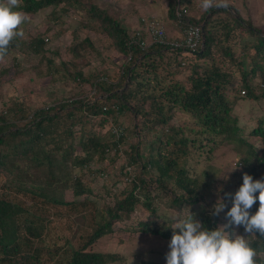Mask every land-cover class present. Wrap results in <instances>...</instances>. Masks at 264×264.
I'll use <instances>...</instances> for the list:
<instances>
[{"label":"trees","instance_id":"trees-1","mask_svg":"<svg viewBox=\"0 0 264 264\" xmlns=\"http://www.w3.org/2000/svg\"><path fill=\"white\" fill-rule=\"evenodd\" d=\"M199 3L167 1L176 25L180 11L184 22L202 26L201 44L192 50L154 41L140 18L134 28L140 35L131 37L95 0H22L19 10L26 13L56 7L47 15L59 25L55 37L66 31L64 15L80 17L63 48L49 45L52 27L28 33L27 40L16 37L8 47L7 54L23 49L37 61L33 75L0 104V264H126L130 232L165 246L188 210L215 228L220 214H212L217 199L211 193L218 180L208 170L224 143L232 144L241 164L229 194L244 173L264 179V110L248 125L233 111L235 100L264 98V26L243 18L230 2L208 11ZM91 33L106 36L107 50L122 56L114 75L91 67L92 57L101 55ZM166 38L174 40L167 31ZM13 61L0 68V82L14 78L7 76L12 66L22 68ZM42 78L84 90H50L49 99L32 108V86ZM93 163L102 166L94 169ZM222 200L226 230L247 236L226 217L231 198L224 194ZM258 206L257 200L250 214ZM138 208L145 216H136ZM62 210L72 215L77 239L57 238L54 215ZM123 232L130 235L123 238ZM247 238L264 264V236ZM150 251L136 250V264H166V257L156 259Z\"/></svg>","mask_w":264,"mask_h":264},{"label":"rangeland","instance_id":"rangeland-1","mask_svg":"<svg viewBox=\"0 0 264 264\" xmlns=\"http://www.w3.org/2000/svg\"><path fill=\"white\" fill-rule=\"evenodd\" d=\"M97 3H99L102 6L107 7L109 12L114 13V15L120 20V22L128 28V31L131 33V31L138 26L137 22L141 15H151L146 12L150 11L149 6L156 7L158 6V3L162 0H95ZM250 0H236L235 7L239 10L240 13H244L243 18L250 19L253 23L259 24L261 23L262 19H264V12H261L259 15L255 13L250 12L247 9V5ZM226 2H229V0H226ZM156 5L154 6L153 5ZM233 3V2H232ZM262 4L264 2L262 1ZM56 9L54 6H49L46 8L39 9L35 13H26L22 10L25 16L28 18L25 23L22 25V31L23 36H20L23 40L28 39V33H36L38 31H43L47 27H52V30L48 32V38H49V45L55 49L63 48L65 44H67L71 39L70 31L74 27V25L77 23L80 13L79 12H70L67 15H64L61 18L62 26L66 28V31L63 32L61 36L55 37L53 34L55 31L59 29V25L56 23V21L48 18V13L52 9ZM264 26V25H262ZM52 34V35H51ZM80 35H83L82 33H79ZM168 34V33H167ZM91 38L95 41L97 44V47L99 51L101 52V57H92V66L91 67H99L109 70V74L112 76L116 73L118 70L119 64L122 62V56L115 51L114 49L107 50V44L109 42V39H107L106 36L101 34H90ZM147 37L149 35L147 34ZM179 37V36H178ZM18 50H12L10 53H8L3 59H0V68H6L12 63L15 64L13 61V58L17 60L19 63V67L21 69L16 70L14 66H12L11 70L8 73V77L14 75V78L10 79L9 81L0 82V104L3 99V97H6V94H14L16 91L20 88V83L25 81L30 75H33L31 72L32 65L37 61V56H35L33 53L25 52L23 49ZM60 53L62 57L65 56L63 53V50H60ZM110 51V52H107ZM108 54V59L103 61V57ZM49 56H51V53H49ZM55 58V57H54ZM11 67V66H10ZM15 74L17 76L15 77ZM34 92H32V98L34 101V104L32 105V108L35 106H38L43 103L44 100H48V96L46 93L50 90L56 92L57 95L61 94H69L75 92L81 93L83 89L75 87L73 82L68 81L67 84L57 83L56 85H51L46 78H42L41 80L37 81L36 84H33ZM87 89V88H85ZM257 92H260L258 89ZM3 96V97H2ZM76 95H74L75 97ZM233 111L238 116L239 122L241 124H249L251 121H253V117L259 112L261 113L262 110H264V98L262 99H250L247 98H240L238 100L233 101ZM134 138H131L130 141H133ZM250 139L254 140L256 138L251 137ZM236 156L232 149L231 143H224L223 146L220 147V149L217 151L215 157L212 160V168L208 170V172H211L215 179L218 180L216 188L212 191V197L215 199H222L225 193H228L232 189H234L237 184L235 182V173L240 169L239 167L241 164L235 163ZM120 163V159L117 160L116 164ZM198 167H202V164H197ZM102 166V163H93L92 167L94 169L99 168ZM235 167V168H234ZM233 168V169H232ZM227 176V179L224 178V176ZM94 182L97 185H100L102 178L99 176L94 177ZM122 185V183H121ZM95 199V198H94ZM98 201V200H97ZM112 201V199H111ZM145 211H142L140 208L137 210L136 216H145ZM220 218V225L226 224L225 221V210L223 209L219 213ZM71 214L67 210H62L60 213L55 214V220L56 225L54 226L55 234L57 235V238L63 242L65 237H72L74 236V239H77L80 235L79 231H76L75 223L73 222V219L71 218ZM90 216L88 215V218ZM52 218V217H51ZM132 221H135V218H133ZM129 234V232H123L122 237L126 238V236ZM131 237H133V240L129 241L126 245L125 249V255L128 257V262L126 264H136L137 259L133 257V253L136 252V250H141L142 252L146 249H150V255L158 258H165L166 253L169 251L168 244L169 242H166L165 246L163 243H160L155 238H142L141 233L139 232H130ZM129 234V235H130ZM61 237V239H60ZM146 255H144L145 257ZM147 257V256H146ZM138 264V263H137Z\"/></svg>","mask_w":264,"mask_h":264},{"label":"clouds","instance_id":"clouds-1","mask_svg":"<svg viewBox=\"0 0 264 264\" xmlns=\"http://www.w3.org/2000/svg\"><path fill=\"white\" fill-rule=\"evenodd\" d=\"M21 5L22 0H0V59L7 55L13 39L23 36L22 25L28 18L19 10ZM200 6L208 11L212 7H228V4L225 0H201ZM242 180L234 196L225 193L232 201L226 217L230 224L243 226L247 236L230 233L226 230L227 224L208 229L188 210L187 216L177 219L172 227L166 264H259L253 240L247 237L264 236V179L254 180L244 173ZM257 200L258 209L250 214ZM224 208L223 200L218 199L212 214L218 215Z\"/></svg>","mask_w":264,"mask_h":264},{"label":"built area","instance_id":"built-area-1","mask_svg":"<svg viewBox=\"0 0 264 264\" xmlns=\"http://www.w3.org/2000/svg\"><path fill=\"white\" fill-rule=\"evenodd\" d=\"M177 18L179 37L172 41H168L166 38L165 26L161 17L156 16L154 14L143 15L140 17V20L144 27L148 30L151 35V38L154 41H159L163 43L169 42L177 47L180 46L187 47L192 50L195 49L201 44L202 26L196 23L184 22L181 18L180 11H177ZM140 32V29L136 28L131 31L130 35L131 37H139ZM139 43L143 44L142 41ZM241 92H243V90Z\"/></svg>","mask_w":264,"mask_h":264},{"label":"crops","instance_id":"crops-1","mask_svg":"<svg viewBox=\"0 0 264 264\" xmlns=\"http://www.w3.org/2000/svg\"><path fill=\"white\" fill-rule=\"evenodd\" d=\"M167 1L168 0H162V2L160 1V3H158V6H156L155 8L154 7H151V5L148 7L150 11L146 12L148 14H154L156 16H159L161 17L162 21L164 22V25L166 27V31L168 33V35L170 37H172V39H176L178 38L179 36V33H178V26L176 25V23H174L173 20L169 19L168 16H167V8H168V5H167ZM262 1L264 2V0H250L248 5H247V9L252 12V13H255L256 11V14H260L261 12H264V4H262ZM230 3H232L233 5H235L236 3V0H229ZM201 4V3H199ZM197 9L194 10V14L197 13ZM242 16L244 15V13H240ZM143 16V15H141ZM140 16V17H141ZM139 17V18H140ZM262 22L259 23V24H255L257 26L259 25H264V19L261 20Z\"/></svg>","mask_w":264,"mask_h":264}]
</instances>
